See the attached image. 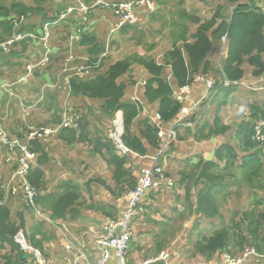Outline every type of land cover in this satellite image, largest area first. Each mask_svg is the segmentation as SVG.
I'll list each match as a JSON object with an SVG mask.
<instances>
[{"label":"rangeland","instance_id":"1","mask_svg":"<svg viewBox=\"0 0 264 264\" xmlns=\"http://www.w3.org/2000/svg\"><path fill=\"white\" fill-rule=\"evenodd\" d=\"M22 1L28 6H35L33 0ZM45 1V13L48 18L56 16L58 13L55 12L61 8V3H57L56 0ZM153 1L156 5L155 13L140 12L142 14L140 21L133 26L120 28L116 32H113L111 28L108 34L109 28L106 20L114 19V16L107 13L96 16L102 21L96 23L91 30L98 35L101 42H104L106 47L105 55L109 58L108 62H116L128 56L134 58L131 72L120 79L121 82H125L128 85L125 100L132 105H135V98L143 96L145 83L149 77V74L140 65L138 59L154 58L158 63H162L163 54L173 46V42L178 39L183 31L181 26L178 28L173 27L174 22L178 21V16L175 13L178 10L177 7L190 14L197 15L202 20H207L211 17L209 15L211 3H220V0ZM12 2V0H1L2 6L7 8ZM66 2L69 6L77 8L73 5L72 0H66ZM254 3L264 7V0H254ZM43 17V12L26 17V20L21 21L18 27L23 28V33L15 34L20 36V42L16 46L9 48L7 44L2 45L3 47L0 46L5 52L13 50V56L18 55L19 51L22 52L25 47H28V58H31L34 62L33 65H30L28 58L24 59L25 54L17 59L11 55L0 54V120L6 122L5 127L8 132L15 135L16 138L26 141V136L30 132L39 131L40 128L54 124L55 119L61 115L65 107L69 120L72 119L74 110L85 114L91 122L87 130L90 134L94 133L93 138L101 135L112 140L117 153L121 156H126L128 160L126 169L131 176L136 178L138 184L142 178L143 171L150 165L151 161L146 157H136L131 152L125 153L119 148L116 140L117 138L121 140L123 137L122 133L124 134L123 113L116 112L112 118L107 117L101 112L100 101L72 96V79H69V86L64 84V81L68 80L67 74H64L63 70L64 64H68L69 60L67 59L70 57L74 58L73 62L75 65H72V68H74L85 57V49L78 46V44L76 45V43L80 42L81 32L78 29L73 31V28L80 24L82 18L80 12L77 9L73 12L67 11L65 17L70 19L61 22L52 31L50 48L51 51H54L55 56L52 69L44 67L42 64L44 62V47L40 43L35 42L36 37L42 34ZM114 22H116L115 19L112 23ZM66 26V32L73 31L72 35L78 36L75 38L78 42L73 45L69 41L71 34L67 39L64 37L63 30ZM226 46L227 43L223 41L215 44L212 62H214V73L216 76H218V68H222L220 59L226 53ZM63 56H65V59ZM62 61L64 63H60ZM50 63L51 61L47 65ZM34 64L37 66L34 67V71L30 75L28 72L29 66H34ZM243 68L246 72L245 80H249L248 84L254 83L258 78L254 74V69L247 62L243 64ZM48 76L49 80H47ZM200 76L197 75V77ZM164 77L176 92L178 86L171 75L170 68H165ZM203 78H209L216 82V79L213 78V73ZM146 104V111L142 107L137 106L139 115L132 126L135 134H139L141 128L147 122L151 123L155 128L154 121L157 119V104H151L148 101H146ZM252 104L264 106V93L243 91L231 94L229 97L220 95L214 101L211 99L207 104L201 105L199 114H203V120L207 119L213 122L215 115L212 114L220 107L222 111L226 112L220 114L222 123L219 133H222L225 128L228 131L211 139L201 137L202 141H199L195 137L196 132L184 130L177 134L174 148H172V145L167 147L169 149L161 161L166 177L165 181L139 202L134 209V216L131 222L133 233L137 234L136 228H139L140 233H143L144 236L147 235L145 242L139 245L141 249L146 247V257H155L158 249L161 248L162 253L170 252L172 254L174 264H192L199 258H201L200 261L207 262L206 258L195 256L193 243L198 235H211L216 229L221 228L222 225H232L233 222H239L243 218L242 213L248 211H250V214H254L253 218L255 220L260 222L258 233L264 244V218H260V215L264 214V204L254 209L255 199L264 197V170L261 173L262 177H259L258 180L260 184L256 182L254 184L256 186L255 189H252L245 182L239 184L240 182L236 179L231 180L226 177V187L217 200L223 217L221 219H212L211 221L204 218L200 219L196 213H190L191 206L195 202L196 192L193 193L192 200L189 201L185 195L186 183L182 185L179 182L182 178V172L192 174L195 171V164H187V171L185 170L186 165L183 166L185 159L193 156L192 154L198 153L197 150H193L194 148H199L200 145L206 147L207 142L211 140L220 139L221 142L232 145L239 153L241 161L245 154L241 148L240 139L234 134L237 124L240 122L239 120H249ZM34 120L35 122H33ZM120 122L123 123V132L118 126ZM261 140L264 152V137ZM39 141L48 150V163L43 167L46 172L45 192L57 190L58 186L64 182H74V185L81 190L80 199L73 203V208L76 207L78 209V214L75 217L69 215L65 219L66 221L51 220L52 222H47L43 220L40 222L45 223L47 235H58L63 243L70 247L80 248V243L75 240L77 236L74 233L87 232L89 230L87 227H93L95 231L101 233L102 220L108 216L105 213L98 212L93 207L96 204L104 205L106 209L113 211V218L119 220L123 218L129 209L128 195L122 198L114 195L116 194V186L112 170L107 166L104 157L92 150L90 142L69 145L62 142L58 136L53 138L51 136H43ZM181 141L186 145L182 154L176 152V145ZM163 143V140H160L161 146ZM218 146L219 143L215 144L212 149L211 161L215 159V151ZM202 149L205 150V148ZM199 158L197 157L196 162L199 161ZM262 159L264 160V157ZM17 168V158L9 155L3 146L0 147V191L6 193V203L11 204L10 206L12 207V221L19 225L21 218L18 214L25 211L24 207L21 208L19 205L21 202L20 198L23 199V196L19 194L18 197H8V199L7 192L3 189V186L9 181ZM232 171L240 178L239 174L241 172L235 169H232ZM254 194H257L258 197L255 198ZM87 221L89 222L88 225L84 226ZM29 223H33L34 226L39 222L37 219L35 221L30 219ZM197 225L199 226L198 228H196ZM104 233L103 231L101 235ZM46 252L51 254V248L47 247V250L43 252L44 255ZM127 254L128 252L124 256L125 259ZM10 255L11 251L9 249H0V264H10L8 261ZM239 255L237 254L236 256ZM47 261L50 264L48 259ZM126 263L128 264V261Z\"/></svg>","mask_w":264,"mask_h":264},{"label":"trees","instance_id":"2","mask_svg":"<svg viewBox=\"0 0 264 264\" xmlns=\"http://www.w3.org/2000/svg\"><path fill=\"white\" fill-rule=\"evenodd\" d=\"M12 1V4L7 8L2 6L0 0V46L13 41L16 33L24 31L22 27L18 28L22 17L26 18L35 13L43 12V24L49 19L45 13V0H33L35 6H28L22 0ZM72 1L73 4L76 2V0ZM83 1L85 4L90 5L96 0ZM108 1L110 3L123 2L122 0ZM209 7H211L209 12L211 17L207 20H202L197 15L190 14L177 7L178 10L175 13L178 16V21L174 22L173 27L178 28L181 26L183 31L178 39L173 42V46L163 54V62L158 63L154 58L138 59L140 65L149 74L144 96L151 104H157L162 121L168 127L180 119L182 105L174 99L173 88L164 77L166 66H171L174 80L179 87L196 82L197 75L209 76L213 73V78L216 79V88L213 95H211L214 100L220 95L229 97L233 92H255L246 85H241L242 82H249V80H245L246 72L243 68L245 62L254 69L256 77H260L264 72V10L255 5L254 0H220V3H211ZM107 13L113 15L110 10L104 8L92 12L90 14L92 22L94 24L101 22L102 20L96 18V16ZM57 18L58 16L56 20ZM106 23L108 24L109 34L112 26L108 20H106ZM119 23L117 19L115 25L119 26ZM127 26H132V24H126L124 28ZM78 27L81 30L80 42L76 43L78 41L75 40L74 43L85 49V57L76 67L86 65L91 69V74L87 77L72 78V96L100 101L102 114L110 118L116 112L121 111L124 115L122 141L132 154L146 157L158 151L161 145L158 132L152 125L148 122L145 123L139 134H135L132 130V126L139 115V109L125 100L128 85L121 82L120 79L131 72L134 58L128 56L116 62H108L109 58L105 55L104 42H101L97 34L85 29L81 23L77 24L73 31ZM66 28L67 26L63 31L64 37L67 39L70 34L72 36L73 31L66 32ZM224 36H227L228 43L226 53L221 58L222 68H218V76H216L212 53L215 44L222 41ZM11 46H15V42ZM3 53L16 57V59L24 56V54V59L29 57V54H27L28 47H25L22 52L19 51L16 56H13V50L5 52L4 49L0 48V54ZM63 57L65 59V56ZM28 60L30 61L29 64L34 63L31 58H28ZM54 60V51H52L50 53L51 63L46 67L52 69ZM60 63H64V61ZM71 65H75L74 62H71ZM47 80H49V76ZM225 81H228L230 85L225 86ZM197 84L203 87L202 83ZM221 111L220 107L214 111L212 114L215 115L213 122L205 119L198 123L194 129H186L185 131L196 132L195 137L199 141H202L201 137L211 139L226 133L227 128L219 133L222 123ZM73 112V117L77 119L78 128L63 129L58 136L59 139L69 145L90 142L92 150L96 154H101L107 166L112 170L116 186V194L114 195L119 198L126 196L137 185L136 178L131 176L126 169V165H128L126 156L117 153L109 137L105 138L97 135L93 138L94 133L90 134L87 130L91 123L89 118L76 110ZM62 119L63 110L61 115L55 119L56 124L51 125L60 124ZM257 121H264V106L252 104L249 120L241 121L236 130V135L241 141V148L245 154L241 161L237 150L228 143H224L217 148L213 161H207L200 157L199 161L196 162L199 156L194 157L195 161L188 158L185 160L186 171L187 164H195L196 166L192 174L182 172V178L179 181L182 185L186 183L185 195L189 201L192 200L193 193L196 192L195 202L190 209L191 214L196 213L200 219L204 218L210 221L223 217L217 200L226 187V177L231 180L236 179L240 182L239 184L245 182L252 189H255L254 184L255 182L259 183V177H262L261 173L264 170L263 144L255 140V124ZM174 143H171L172 148H174ZM34 144V151L38 154V157L31 169L29 180L40 192L36 198V203L42 210L50 213V216L55 220H65L69 215L75 217L78 214V209L73 208V203L80 199L81 190L74 185V182H71L72 184L64 182L58 186L57 190L45 192L46 172L43 167L48 163V150L40 142ZM258 147L261 148L258 149ZM225 160L226 162L223 163ZM232 169L241 172L239 174L240 178L233 173ZM254 196H256L255 198L258 197L257 194H254ZM4 199L5 192L0 191V249L7 248L11 251V255L8 257L10 264H35L33 259H24L25 254L16 242V236L20 231H23L28 242L44 252L45 242L53 240V235L48 236L45 232V223L40 222L25 207L29 219L31 221L37 219L39 223L34 226L32 223L28 228L25 211L18 214L21 218L19 225L13 222L12 210L9 204L4 202ZM263 204L264 197L255 199L254 209ZM93 208L98 212L107 214V217H114L113 211L106 209L104 205L96 204ZM249 212H243V218L239 222H233L232 225H222L211 235L199 234L193 243L195 253L208 261L218 259L223 253L241 254L248 248H254L259 253L264 254V244L258 233L260 222L255 220L253 218L254 214ZM261 217L264 218V214H261ZM198 225L196 228L199 227ZM145 237L147 235L144 236L143 233L138 231L130 242L127 257L131 251L139 250V245L145 241ZM161 250L159 248L156 255H159Z\"/></svg>","mask_w":264,"mask_h":264},{"label":"built area","instance_id":"3","mask_svg":"<svg viewBox=\"0 0 264 264\" xmlns=\"http://www.w3.org/2000/svg\"><path fill=\"white\" fill-rule=\"evenodd\" d=\"M144 4L148 6L149 10L154 11V7L149 0L133 1L128 3H110L108 0H96L90 3V5L85 4L82 0H76L73 5L77 8L70 6L68 12H73L77 9L81 15L89 16L92 12L98 11L100 8L108 9L113 12L116 19L119 20L120 28L125 24H135L138 21L137 10L139 6ZM44 40L47 41V37ZM46 61H48V59H46ZM46 61H44V63ZM33 69L34 66H29V74H32ZM89 73L90 69L86 65H82L78 68L79 75ZM203 77H198V81L206 86L205 92L200 100H196L194 103L189 104L191 96L190 85L181 86L175 92V98L182 104L181 118L178 122L171 127L166 128L164 123L161 122L159 118L156 120L155 124L159 131V137L164 143L161 146V149L158 150L154 157L151 158L152 164L143 171L142 178L135 190L128 195L129 209L127 213L119 220H116L115 218H108L106 220L104 226L105 233L97 238V245L101 255L100 259L94 263L89 262L86 259V255L84 254L82 248L79 250L78 255H75V258L71 260V264H107L113 254L116 256L118 264H126L124 256L134 235L131 228V222L134 216L135 207L152 189H157L164 183L166 177L160 160L165 156L169 143L176 138L178 129L194 128L198 123H200L203 119V114H199L200 107L201 105H204L203 102L211 100L210 92L211 90L213 91L216 82L210 80L209 78L204 79ZM225 84L226 86L230 85L228 81H225ZM246 87L255 91L264 89V73L258 77L254 83L248 84ZM76 120L77 119L74 117L69 120L67 115H65L63 124L60 127L77 128L78 125L76 124ZM255 129V140L261 143V138L264 137V121L259 122ZM58 131L59 128H40L39 131L35 130L30 132L26 136V141H24L14 136H10L5 127V122L0 120V147L3 146L9 155L17 158L18 162L16 172L10 177L5 186H3V189L7 192V198L10 196H17L21 192L25 206L38 218L47 222H52L50 215L38 207L36 203L38 192L36 191L37 189L29 183L28 177L33 162L37 157L32 151L34 142L38 141L43 136L53 137ZM116 141L119 148H121L125 153L129 151L123 146L119 138H117ZM17 241L21 245L23 252L31 254L37 264H49L44 258L42 252L29 245L22 234L18 236ZM66 248L67 250H72L74 247L67 245ZM261 259H264V254L259 253L254 248H249L239 256H233L226 253L223 255V259L221 261L214 263L201 261L197 264H250L253 260ZM154 263L174 264L172 262V257L168 253H162L159 257L141 264Z\"/></svg>","mask_w":264,"mask_h":264},{"label":"clouds","instance_id":"4","mask_svg":"<svg viewBox=\"0 0 264 264\" xmlns=\"http://www.w3.org/2000/svg\"><path fill=\"white\" fill-rule=\"evenodd\" d=\"M133 1H142V0H130V1H124V2H120V3H128V2H133ZM151 3H152V5H153V7H154V11H151V10H149V8H148V6L146 5V4H144V5H141V6H139V8H138V10H137V16H138V21H140V16L142 15V14H140V12H146V13H148V14H153V13H155V11H156V5H155V2L153 1V0H149ZM56 2L57 3H61V8L60 9H57L56 10V12L55 13H58L56 16H50L49 17V19L43 24V26H42V34H40V35H38L37 37H36V40H35V42H38V43H40V45L41 46H43L44 47V53H43V60L44 61H46V59H48V61H46L45 63L43 62V60H42V64L44 65V67H46L47 66V63L50 61V53L52 52L51 51V48H50V40H51V36H52V31L54 30V28H56V27H58V25L61 23V22H64V21H68L70 18L69 17H65L66 16V12L69 10V8H70V6L67 4V2H66V0H56ZM256 5V4H255ZM258 6V5H257ZM263 10H264V8L262 7V6H260ZM112 14H113V16H114V13L112 12ZM58 16V18H57V20H56V17ZM93 16V15H92ZM114 19L115 20H117L116 19V17L114 16ZM23 20H26V18L25 17H22V21ZM138 21L135 23V24H137L138 23ZM81 23V25L83 24V26L85 27V29H89V30H92L93 28V26L96 24H94L93 22H92V19H91V15H89V16H83L82 15V21L80 22ZM115 23L116 22H114V23H112V19H111V26H112V29H113V32H115L116 30H120V28H124L125 26H126V24L124 25V26H122V27H120L119 28V26L118 27H116V25H115ZM135 24H132V26L133 25H135ZM116 27V28H115ZM78 30H80L79 29V27H78ZM80 32H81V30H80ZM23 32H21V34H22ZM47 37V41H45L44 39ZM78 37V36H77ZM75 38H76V35H72L70 38H69V40H71L72 41V44L75 42ZM20 40H21V38H20V36H15V39L13 40V41H11V42H7L6 44H7V46H8V48L11 46V44H13L14 42H15V46L17 45V43L18 42H20ZM222 41L224 42V43H228V38H227V36H224L223 38H222ZM9 43H11V44H9ZM3 47V46H2ZM45 57V58H44ZM67 60H69L68 61V64H64V68H63V70H64V74H67V76L66 77H68V80H65L64 81V84H65V86H69L70 85V81H69V79H72V78H75V77H78L79 76V74H78V68L80 67H74V68H72V65H71V62H73V60H74V58H72L71 59V57L70 58H68ZM221 60V59H220ZM32 65H33V63H31ZM30 64V65H31ZM49 65V64H48ZM35 66H37V65H35L34 64V67ZM166 68H170V70H171V75H172V77L174 78V76H173V72H172V69H171V66H166ZM33 71H34V69H33ZM33 73V72H32ZM264 73V72H263ZM90 74H91V69H90V73L89 74H81L80 75V77H87L88 75L90 76ZM31 75V74H30ZM175 81V80H174ZM199 82V81H198ZM147 83V82H146ZM146 83H145V86H146ZM176 83V82H175ZM200 83V82H199ZM216 84V83H215ZM242 84H243V86H244V84H246V85H248V82H242ZM187 85H190L191 86V91L194 89V85H193V83H190V84H187ZM225 86H226V84H225ZM178 88H179V86H178ZM205 88H206V86H205ZM215 88L216 87H214V89H213V91L211 90V92H210V98L214 101V99H213V92H214V90H215ZM144 90H145V88H144ZM262 90H264V89H261V90H257V91H255V92H258V91H262ZM173 91H174V89H173ZM205 92V91H204ZM212 94V95H211ZM174 99L177 101V99L175 98V91H174ZM146 101H148L146 98H145V96H144V93H143V96L142 97H137V98H135V105L136 106H140V107H142V109L143 110H147V104H146ZM210 101V100H209ZM208 100L207 101H205L204 102V104H207L208 102H209ZM128 102V101H127ZM149 102V101H148ZM178 102V101H177ZM129 103V102H128ZM178 103H180V102H178ZM181 104V103H180ZM182 105V104H181ZM65 109H66V107H65ZM65 109L63 110V119H62V122H60V124L59 125H47L46 127H53V128H59V131L57 132V134L55 135V136H59V134L61 133V131L63 130V129H77V128H66V127H60L62 124H63V120H64V117H65V115H67V112H65ZM65 112V113H64ZM118 112H121V111H118ZM159 118V120L161 121V122H163L162 121V116H161V114L157 111V119ZM181 118V117H180ZM156 119V120H157ZM156 120L154 121V126H155V130L158 132V137H159V131H158V129H157V127H156V124H155V122H156ZM203 120V119H202ZM2 121H4V120H2ZM119 121H121V120H119ZM179 121V120H178ZM177 121V122H178ZM201 122V121H200ZM259 122H261V121H257L256 122V124H255V126H257V124L259 123ZM149 123V122H148ZM164 123V122H163ZM150 125H152L151 123H149ZM123 123H121L120 122V124L118 125V126H120V130H121V132H123ZM174 125V124H173ZM164 126L166 127V128H169L165 123H164ZM171 127V126H170ZM186 129H194V128H180V129H178V131H177V134L179 133V132H181V131H184V130H186ZM9 134H10V136H14V137H16L15 135H13L12 133H10V132H8ZM122 135H123V133H122ZM55 136H53V137H55ZM52 137V138H53ZM177 137V136H176ZM59 138V137H58ZM176 139V138H175ZM175 139L173 140V141H171L170 143H169V146L171 145V143L172 142H175ZM161 139H160V137H159V141H160ZM36 142H40L39 140L38 141H36ZM36 142H34V143H36ZM121 142H122V144H123V141H122V138H121ZM257 142V141H256ZM40 143H42V142H40ZM259 143V142H258ZM262 144V143H261ZM34 146H35V144L33 145V148H32V151L36 154V156L38 157V154L34 151ZM123 146H124V144H123ZM125 147V146H124ZM160 149H161V146H160ZM159 149V150H160ZM169 149V148H168ZM129 150V149H128ZM168 151V150H167ZM128 152H130V151H128ZM157 153V151L154 153V154H150V155H148V156H146V158H148V159H150V165L149 166H151V164H152V160H151V158L152 157H154V155ZM167 153V152H166ZM136 157H139L138 155H135ZM37 157H36V159L34 160V162H33V165H34V163L36 162V160H37ZM145 158V157H144ZM164 158V157H163ZM162 158V159H163ZM162 159L160 160V163H161V161H162ZM33 165H32V167H33ZM148 166V167H149ZM162 166V165H161ZM32 167H31V169H32ZM163 167V166H162ZM30 173H31V171H30ZM29 176H30V174H29ZM28 181H29V183L32 185V183L30 182V180H29V177H28ZM139 183V182H138ZM138 185V184H137ZM137 185H136V187H137ZM33 187H35L34 185H32ZM135 187V188H136ZM36 188V187H35ZM135 188L132 190V191H134L135 190ZM37 189V192H38V195H39V190H38V188H36ZM153 190H155V189H152L151 191H153ZM131 191V192H132ZM150 191V192H151ZM130 192V193H131ZM149 192V193H150ZM130 193H128L127 195H129ZM148 193V194H149ZM19 194H21L22 195V193L20 192ZM19 194L17 195V196H10V197H18L19 196ZM147 194V195H148ZM126 195V196H127ZM146 195V196H147ZM23 196V195H22ZM145 196V197H146ZM144 197V198H145ZM5 198H6V193H5ZM143 198V199H144ZM9 199V198H8ZM142 199V200H143ZM141 200V201H142ZM22 201H23V205H24V207L33 215V216H35L38 220H40V221H43L42 219H40V218H38L30 209H28L26 206H25V204H24V199H22ZM4 202H7V199H4ZM36 202H37V199H36ZM139 204V203H138ZM38 205V204H37ZM38 207H39V205H38ZM44 211V210H43ZM45 212V211H44ZM48 215H50V213H48V212H46ZM108 218H111V219H113V217H107L106 218V220L108 219ZM50 219L51 220H55V219H53L51 216H50ZM115 219H117V218H115ZM55 221H58V220H55ZM61 225H64V224H61ZM20 234H22V236L25 238V235H24V232L23 231H21V233H19L17 236H16V242L18 243V241H17V238H18V236H20ZM136 236V234H135V232H134V235H133V238ZM99 237V236H98ZM132 238V239H133ZM25 240L27 241V243L29 244V245H31V246H33L31 243H29L28 242V240L25 238ZM132 241V240H131ZM130 241V242H131ZM145 242V241H144ZM143 242V243H144ZM142 243V244H143ZM19 244V243H18ZM20 245V244H19ZM81 246V245H80ZM129 246H130V243H129ZM20 247H21V245H20ZM34 248H36V249H38V250H40L39 248H37V247H35V246H33ZM64 247H67V244H65V246ZM74 247V246H73ZM22 249V248H21ZM80 249H82L81 247L80 248H76V247H74L72 250H67V248L65 249V251H67V252H71V251H75V253H76V255H78V252H79V250ZM86 248H85V246H84V249H83V252H84V250H85ZM129 249V248H128ZM23 251V250H22ZM41 252H42V254H43V256L46 258V260H47V256L46 255H44V253H43V251L42 250H40ZM127 252H128V250H127ZM126 252V253H127ZM163 251H161L160 252V254L159 255H156L155 257H153V258H150L149 260H152V259H155V258H157V257H159L160 255H161V253H162ZM243 253V252H242ZM24 254L25 255H28V258L27 259H25V260H30V259H33V256L31 255V254H28V253H25L24 252ZM84 254H85V252H84ZM169 254V253H168ZM224 254H226V253H223L221 256H223ZM227 254H230V253H227ZM262 254V253H261ZM86 255V254H85ZM230 255H232V254H230ZM115 255L113 254L112 255V257H111V259L114 257ZM171 256V255H170ZM233 256H236V255H233ZM100 257H101V255H100ZM172 257V256H171ZM75 258V257H74ZM73 258V259H74ZM72 259V260H73ZM86 259H87V256H86ZM100 259V258H99ZM98 259V260H99ZM110 259V260H111ZM115 259H116V261H117V258H116V256H115ZM173 259V258H172ZM34 260V259H33ZM88 260V259H87ZM98 260H96L95 262H97ZM110 260L108 261V263L110 262ZM149 260H147V261H149ZM261 260H264V259H261ZM69 261V260H68ZM89 261V260H88ZM124 261H125V263H126V261H128L127 260V258L125 259V257H124ZM147 261H144V262H142V263H145V262H147ZM257 261H260V260H257ZM90 262V261H89ZM199 262H201V261H197V262H195L194 264H197V263H199ZM203 262V261H202ZM49 263V262H48ZM69 263L71 264V261H69ZM92 263H94V262H92ZM107 263V264H108ZM206 263H214V262H212L211 260L210 261H207ZM252 263V261L250 262V264ZM27 264H31V263H27ZM35 264H37V262H35ZM51 264V263H50ZM117 264H118V261H117ZM127 264V263H126ZM129 264V263H128ZM141 264V263H140Z\"/></svg>","mask_w":264,"mask_h":264},{"label":"crops","instance_id":"5","mask_svg":"<svg viewBox=\"0 0 264 264\" xmlns=\"http://www.w3.org/2000/svg\"><path fill=\"white\" fill-rule=\"evenodd\" d=\"M108 22L111 24V20H108ZM69 41H70V44L73 45L72 41L71 40H69ZM196 83H199L198 82V78H197L196 82L193 83L194 89L191 91L189 104L194 103L196 100H200L202 98V96H203L204 91H205V85L204 84H201L203 87H200V86H198V84L196 85ZM195 90H196V92H195ZM258 92L263 94L264 90L258 91ZM233 94H235V92H233ZM225 112L226 111H221V114H224ZM236 120H237V118H236ZM239 121L240 122L238 124H240L241 121H243V120H239ZM238 124H237V126H238ZM236 130H237V127H236ZM236 130H235V134H234L235 136H236ZM186 133H188V132H186ZM217 143H219V146L224 144L223 142L220 141V139L213 140V141L211 140L210 142H207L206 147L204 145H202V146L200 145L199 148H194L193 150H197L198 153L197 154H192L193 156H189L187 158L189 160L195 161L194 157L199 156L201 158H204L207 161H210L211 160L210 156H211V153H212V149L215 147V144H217ZM185 148H186L185 143L183 141H181V142L177 143V145H176V149H177L176 152L182 154V152L185 150ZM202 148H205V150H203ZM184 163H185V161H184ZM183 166H184V164H183ZM20 201L21 202H20L19 205L22 208V207H24L22 198H20ZM10 205L11 204H9V207L12 208ZM24 213H25V219H26L27 227L29 228L30 227V223H29L30 219L28 217V211H26V209H25ZM102 221H103V223H102V231H101V233L99 231H95L93 227H87V229H89L87 232L84 231V232H82L80 234L74 233L77 236V239H75V238L74 239L79 241V243L81 245V248L84 249L83 246H85L86 249L84 250V252H85V254L87 256V259L90 262H95L96 260H98L100 258V251H99V247L97 245V238L104 231L106 218L104 220H102ZM88 223H89L88 221L85 222L84 226H87ZM136 229L138 230L139 228H136ZM138 231L140 232V230H138ZM53 238H54L53 240H50L48 242L46 241L45 245H44L45 251L47 250V247L51 248V254H48L46 252L47 259L50 261L51 264H70L69 261H71L76 255L75 251H71V252L65 251V247H64L65 243H63L62 240L59 239L58 235H53ZM146 252H147L146 247H143L142 249L139 248V250L131 251L130 252L131 255H129L127 257L128 263L129 264H140V263H142L144 261L149 260L150 258H153V257H146V255H145ZM169 254L172 256V254L170 252H169ZM195 256H197V254ZM197 257H202V256L198 255ZM200 259L201 258L195 260L192 264H194L197 261H200ZM222 259H223V256H220L218 259H213L211 261L212 262H218V261H221ZM172 262H173V259H172ZM108 264H117L115 256L110 260V262ZM154 264H162V263H154ZM251 264H264V260H260V261L253 260Z\"/></svg>","mask_w":264,"mask_h":264},{"label":"water","instance_id":"6","mask_svg":"<svg viewBox=\"0 0 264 264\" xmlns=\"http://www.w3.org/2000/svg\"><path fill=\"white\" fill-rule=\"evenodd\" d=\"M27 258H28V255H25V256H24V259H27Z\"/></svg>","mask_w":264,"mask_h":264}]
</instances>
